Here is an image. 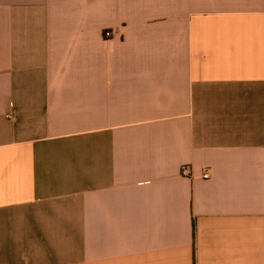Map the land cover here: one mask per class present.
Listing matches in <instances>:
<instances>
[{"label": "crops", "instance_id": "1", "mask_svg": "<svg viewBox=\"0 0 264 264\" xmlns=\"http://www.w3.org/2000/svg\"><path fill=\"white\" fill-rule=\"evenodd\" d=\"M0 264H264V0H0Z\"/></svg>", "mask_w": 264, "mask_h": 264}, {"label": "built area", "instance_id": "2", "mask_svg": "<svg viewBox=\"0 0 264 264\" xmlns=\"http://www.w3.org/2000/svg\"><path fill=\"white\" fill-rule=\"evenodd\" d=\"M111 36V32H105L103 33V38L104 39H108L110 38ZM7 118L9 119L10 116L8 115ZM187 169L185 167H182L181 168V176H186L187 175ZM203 179H208L209 178V174L207 172H204L203 176H202Z\"/></svg>", "mask_w": 264, "mask_h": 264}]
</instances>
